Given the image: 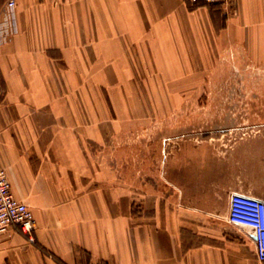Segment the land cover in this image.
<instances>
[{
    "label": "crops",
    "instance_id": "1",
    "mask_svg": "<svg viewBox=\"0 0 264 264\" xmlns=\"http://www.w3.org/2000/svg\"><path fill=\"white\" fill-rule=\"evenodd\" d=\"M8 1L0 167L35 227L0 233V264H264L250 232L226 220L230 193L264 200V179L241 172L251 139L219 156L220 138L166 136L159 199L127 184L106 147L133 129L134 92L219 80L231 58L264 66V0Z\"/></svg>",
    "mask_w": 264,
    "mask_h": 264
},
{
    "label": "rangeland",
    "instance_id": "2",
    "mask_svg": "<svg viewBox=\"0 0 264 264\" xmlns=\"http://www.w3.org/2000/svg\"><path fill=\"white\" fill-rule=\"evenodd\" d=\"M219 73V80L207 74L202 81H166V92H134L132 105L142 111L133 129L123 136L122 145L108 141L106 146L108 153L119 156L112 163L127 184L153 191L158 199L166 195V136L220 138L214 141L219 156L228 141L251 139L241 146L247 154L242 158L247 168L241 172L264 179V66L231 58ZM104 103L92 96V105Z\"/></svg>",
    "mask_w": 264,
    "mask_h": 264
},
{
    "label": "built area",
    "instance_id": "3",
    "mask_svg": "<svg viewBox=\"0 0 264 264\" xmlns=\"http://www.w3.org/2000/svg\"><path fill=\"white\" fill-rule=\"evenodd\" d=\"M189 1H201L208 5H229L235 0ZM14 4V0L8 1V6ZM226 220L228 224L250 232L256 258L264 262V200L243 193H230ZM13 226L30 234L35 222L30 208L13 196L6 172L0 167V233ZM30 240H33L32 237Z\"/></svg>",
    "mask_w": 264,
    "mask_h": 264
}]
</instances>
